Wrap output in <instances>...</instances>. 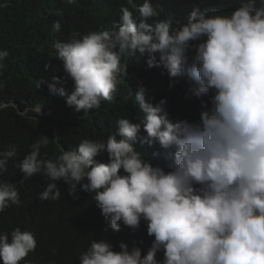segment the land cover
Returning a JSON list of instances; mask_svg holds the SVG:
<instances>
[{
  "label": "clouds",
  "instance_id": "1",
  "mask_svg": "<svg viewBox=\"0 0 264 264\" xmlns=\"http://www.w3.org/2000/svg\"><path fill=\"white\" fill-rule=\"evenodd\" d=\"M121 13L111 30L75 33L68 42L55 43L57 60L74 88L69 95L57 87L65 81L53 77L49 91L86 115L113 100L128 74L122 59L139 55L149 57V69L167 72L170 88L187 71L195 85L190 95L211 93V107L202 102L196 122L173 120L167 100L154 104L139 81L135 99L141 123L120 119L106 143L83 140L54 160L41 158V148L50 143L42 135L18 165L21 183L44 175L50 182L40 199L56 201L63 181L73 199H79L80 190L91 194L105 232L119 233L121 225L136 231L145 222L148 236L154 237L146 255L124 242L116 252L107 238L93 240L80 264H264V0H246L230 16H209L197 6L175 31L171 19L148 22L158 16L150 0H143L138 18L126 6ZM53 27L59 31L60 22ZM8 56L0 51V70ZM28 111L43 114L40 105L23 115ZM156 143L172 162L171 170L154 166L135 147ZM101 153H107V163L97 159ZM16 155L13 145L0 152V171H7ZM20 203L16 185L0 183V213ZM36 247L34 235L19 227L11 239L0 234L3 264H21ZM160 252L162 260L157 259Z\"/></svg>",
  "mask_w": 264,
  "mask_h": 264
},
{
  "label": "trees",
  "instance_id": "2",
  "mask_svg": "<svg viewBox=\"0 0 264 264\" xmlns=\"http://www.w3.org/2000/svg\"><path fill=\"white\" fill-rule=\"evenodd\" d=\"M150 2L158 16L148 22L155 25L171 19V30L175 31L187 23L197 6L209 16H230L246 0ZM142 3L143 0H132L131 3L129 0H75V3L68 0H0V51L9 52L2 62L6 68L0 70V152L8 150L9 145L17 149L16 157L8 161L7 171H0V183L15 184L21 201L19 206L13 205L0 213V234L7 233L11 239V233L19 227L34 235L37 247L21 264H80L81 254L92 241L102 238H107L116 252L120 251L121 242L127 244L129 250L139 247L144 255L151 247L154 237L148 236L145 222L136 231L121 225L119 233L105 232L101 210L90 193L80 190L79 199H73L68 195V186L60 181V199L43 201L40 193L50 182L48 178L36 174L21 183L23 173L18 167L29 154L30 146L42 135L48 136L50 143L41 148V158L54 160L62 151L76 150L83 140L106 143L116 133L120 119L141 123L143 113L135 99L139 81L148 88L154 104L161 99L167 100V111L173 120L196 122L204 110L202 102L211 107V93L202 98L190 95V89L195 85L187 71L170 88L167 72L149 69V57L139 55L122 59V64L128 65V74L121 77L113 100L102 101L100 108H94L86 115L67 106L65 97L49 91L48 84L52 83L53 77L65 81L57 87L63 86L69 95L74 88L64 72L63 63L57 60L54 46L57 41L68 42L75 33L82 37L91 32L111 30L120 22L121 6L129 7L134 18H138ZM54 21L60 22L59 31L54 29ZM194 51L193 44L188 50L189 62ZM48 64L50 67L46 68ZM42 81L45 82L38 87ZM36 105L42 106V115L33 111L23 115ZM135 147L154 166L171 170L172 162L165 159L158 143L152 147H141L140 144ZM97 159L107 163V153H101ZM157 259H163V252L157 254ZM0 264H3L2 260Z\"/></svg>",
  "mask_w": 264,
  "mask_h": 264
}]
</instances>
